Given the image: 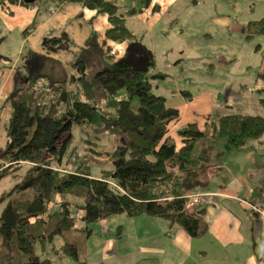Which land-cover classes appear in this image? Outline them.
<instances>
[{"label":"trees","instance_id":"obj_1","mask_svg":"<svg viewBox=\"0 0 264 264\" xmlns=\"http://www.w3.org/2000/svg\"><path fill=\"white\" fill-rule=\"evenodd\" d=\"M43 1L0 0V4L33 7ZM51 1L62 5L69 0ZM72 1L108 15L111 27L106 39L130 45L125 56L117 58L97 32L91 33L72 63L78 77L69 79L67 71L61 70L66 76L62 81L41 71L46 70L50 54L67 46L66 38L46 39L43 46L48 55L30 51L23 58L17 76L26 87L10 102L7 143L0 147V179L17 177L25 167L27 171L14 191L5 194L9 199L0 216V264H55L65 256L87 264L89 225L117 215L148 214L179 225L193 238L201 237L207 223L200 212L186 211L187 195L204 192L210 174H217L231 154L247 151L251 140L264 136V116L220 110L206 118L208 129L189 123L171 135L172 124L181 119L180 110L169 106L153 85L167 75L150 74L155 56L126 24L128 15L142 9L122 13L115 0ZM142 1L147 5L151 0ZM258 35H264V18L250 22L247 38ZM258 78L264 108V70ZM46 81L49 88L44 87ZM75 126L94 137H115L109 151H103L102 145L101 150L89 149L94 155L106 152L107 162H112V169L104 170L98 179L83 160L78 168L71 166L79 156L78 149L73 151ZM205 139L208 145L193 154ZM81 140L94 144L85 137ZM220 140H224L221 149L217 148ZM59 196L63 200L58 203ZM56 238L62 239L60 247L54 244ZM38 244L43 250L51 246L52 256L39 255Z\"/></svg>","mask_w":264,"mask_h":264},{"label":"rangeland","instance_id":"obj_2","mask_svg":"<svg viewBox=\"0 0 264 264\" xmlns=\"http://www.w3.org/2000/svg\"><path fill=\"white\" fill-rule=\"evenodd\" d=\"M155 17L157 18L156 23L148 29L143 41L154 51L157 58V67L150 70V74L160 72L167 75L165 79L154 80L153 85H155V92L164 95L170 105L175 107L180 105L181 108H185L181 117L183 118L181 125L182 123L198 124L197 122H199L201 124L198 126L201 129L204 128L205 120L210 113L201 114L199 111H202L206 106V101L210 100L208 94L213 98L220 95L221 100L217 99L215 107L219 108L223 114L242 113L264 116V108L259 103V94L252 91L262 86L261 80L257 78L263 68L264 35L247 38L250 22L264 18V0H161L155 11ZM7 35L14 41L10 44V48L13 50L11 51L12 64H17L20 61L19 46L14 40L17 35L15 33L13 35L7 33ZM125 42L130 45L129 41L122 43ZM2 53H6L3 47L0 49V55ZM50 58L46 70L41 71L50 79L64 80L63 78L66 76L62 74L61 70L67 71L69 79L77 75L72 64L68 67L63 66L60 61L51 56ZM54 61L60 62L61 67ZM178 61L179 63L175 64ZM18 66H22V63ZM44 83H46L44 87L49 88L48 81ZM39 85L43 86L42 81ZM25 87L26 83L18 77L15 78L12 85L8 84L5 89H2L0 81V93L3 92L0 97V147H4L7 143L6 129L11 111L10 102L12 103L14 97ZM188 98L191 100L188 101ZM176 102H179L178 105ZM243 106L248 109H243ZM181 125L178 122L172 124L170 134H176V130ZM73 133L74 145H76L73 151L78 149L77 155L79 156L75 158L71 166L78 168L83 164L81 163L83 160L91 167V175L96 179L104 174V170L112 169V162H107L106 152L94 155L89 149L98 148L101 150L99 145H102L106 146L103 151H109L116 142L114 136L104 134L101 137H94L95 135L92 133L89 135L83 133L78 126L74 127ZM82 137L92 140L94 144L87 140L82 142ZM222 142L224 140L219 141L217 148L219 146V149L222 148ZM208 143L207 139L198 142L193 154L196 155L200 148L207 146ZM217 152L218 150L214 151V153ZM262 154H264V144L261 145V143L255 151L242 155L231 154L225 161L220 177H222L223 184L234 183L237 185L236 178L249 183L255 190L249 201L258 198L262 201L261 208L264 211V156H261ZM71 166H68L67 169L74 170ZM26 171L25 167L18 172L19 176L17 177L9 176L0 179V216L9 199L5 197V194L14 191V188L22 182ZM238 186L241 187L240 184ZM197 193L203 198L202 191H191L189 195L195 197ZM249 195L240 194L244 199H247ZM67 198L75 204H82L80 199L75 200L69 196ZM62 200L63 198L60 196L57 198L58 203ZM203 205L185 209L189 213L197 212L202 209ZM200 212H202L201 215L204 214V211ZM258 213L263 217L264 213ZM79 214L82 215L83 212L80 211ZM249 216L253 218L252 214ZM124 217L129 219L130 225L118 227L109 233H106L99 223L89 225L92 234L88 239L86 250L87 264H167V257L164 256L165 261L161 262L158 259L160 255L144 254L142 250L144 247L159 249L165 243V233L161 234L162 228L158 224L153 227L149 222L152 221L151 218L156 217L148 214ZM257 231V243L260 247L264 241L263 222ZM153 237L154 239H152ZM107 239L113 241V251L111 252L109 248V256L105 257L102 245ZM54 244L60 247L62 239L56 238ZM36 251L44 257L52 256L51 246L43 250L38 244ZM170 254L173 259L179 258V253L175 249H172ZM196 255L197 257L203 256L199 252ZM169 261L173 262V260ZM55 264L79 263L65 256Z\"/></svg>","mask_w":264,"mask_h":264},{"label":"crops","instance_id":"obj_3","mask_svg":"<svg viewBox=\"0 0 264 264\" xmlns=\"http://www.w3.org/2000/svg\"><path fill=\"white\" fill-rule=\"evenodd\" d=\"M115 1L122 9V13L128 12L131 8L142 9L136 14L128 15L126 24L133 35L154 54V51L144 44L143 41L148 29L156 23L155 11L159 7L161 0H151L147 5H144L145 3L142 0ZM35 23L37 25L36 28L32 32L27 31ZM110 27L109 16L98 14L96 10L87 8L85 2L69 0V2L59 5L51 0H44L33 7L20 4L6 6L0 4V49L3 47L6 50V53L0 55L2 89H5L10 83L12 85L13 81L15 82V78L18 77V64L23 63L22 60L28 52L34 51L48 55L43 43L46 39L53 37H64L67 40L68 48L66 46L57 53L50 54L52 58L60 61L63 66H71L75 61L77 51L80 47L85 46L93 32H97L100 35L102 43L105 42L108 47L112 48L117 58H122L126 54L129 43L118 44L107 40L105 34ZM7 33L10 35L15 33L17 35L14 38L17 46H19L20 53V61L17 64H12L11 51L13 50L10 48V44L14 41ZM155 59V67H157L156 56ZM177 63L179 61L175 64ZM263 70L264 61L260 72ZM260 82L262 84V81ZM260 88L252 91L259 94L258 89ZM2 95L3 92L0 93V97ZM207 96L210 97V100L206 101V106L199 112L201 114H211L215 110H220L215 107L217 99L221 100L220 95L218 94L215 98L210 94ZM177 103L179 102H176V105H178ZM169 106L179 109L182 117L183 109L185 108H181L180 105L175 107L169 104ZM186 109L188 110V107ZM243 109L248 108L243 106ZM182 121L183 118L180 119L178 124L180 123L181 125ZM207 123L208 121L205 120L203 128L205 130L208 129ZM182 125H185V123H182ZM260 141H262L261 145L264 144L263 138L255 140L250 142L251 148L238 154L242 155L257 150ZM261 156H264V154ZM224 165L225 163L217 170V174H210L208 187L202 192V205H204L197 212L204 211L203 218L208 227L204 235L193 238L179 225H173L162 218H151L150 220L152 221L149 222L152 226L156 227L158 224L162 228L161 234L165 233V243L159 249L156 247H144L142 249L144 254L160 255L158 259L161 262L165 261V256L168 258L167 264H264V241H262L263 244L260 247H258L257 243V229L262 222L264 224V215L262 217L258 213H264L261 208L262 201L258 200V198H253L254 201H249V199H252L251 194H254L255 190L244 180L240 181L236 178L241 187L234 183L223 184L220 175ZM240 194L250 195L247 199H244ZM205 198H207L206 201ZM250 214H252L253 218L249 216ZM124 216L126 215L110 217L100 222L99 225L106 233H109L118 227H124L126 224L130 225L129 219ZM112 244L113 241L110 239L103 242L105 257L109 256L110 250L111 252L113 251ZM172 249L179 253L178 259L171 258L170 251ZM198 252L202 253L203 256L197 257L196 253ZM169 260H173V262Z\"/></svg>","mask_w":264,"mask_h":264},{"label":"built area","instance_id":"obj_4","mask_svg":"<svg viewBox=\"0 0 264 264\" xmlns=\"http://www.w3.org/2000/svg\"><path fill=\"white\" fill-rule=\"evenodd\" d=\"M202 196L200 194H196L195 197H192V195H187V202H186V208L192 209L193 207H197L202 204L201 202Z\"/></svg>","mask_w":264,"mask_h":264},{"label":"water","instance_id":"obj_5","mask_svg":"<svg viewBox=\"0 0 264 264\" xmlns=\"http://www.w3.org/2000/svg\"><path fill=\"white\" fill-rule=\"evenodd\" d=\"M200 213H202V212H200Z\"/></svg>","mask_w":264,"mask_h":264}]
</instances>
